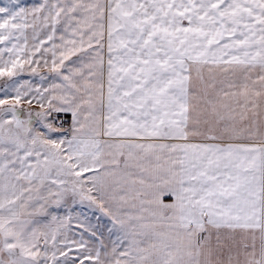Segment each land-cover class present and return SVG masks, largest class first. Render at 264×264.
<instances>
[{
    "label": "snow or ice",
    "instance_id": "snow-or-ice-1",
    "mask_svg": "<svg viewBox=\"0 0 264 264\" xmlns=\"http://www.w3.org/2000/svg\"><path fill=\"white\" fill-rule=\"evenodd\" d=\"M0 264H264V0H0Z\"/></svg>",
    "mask_w": 264,
    "mask_h": 264
},
{
    "label": "rangeland",
    "instance_id": "rangeland-1",
    "mask_svg": "<svg viewBox=\"0 0 264 264\" xmlns=\"http://www.w3.org/2000/svg\"><path fill=\"white\" fill-rule=\"evenodd\" d=\"M25 2H31V0H25ZM0 82H2V81H0Z\"/></svg>",
    "mask_w": 264,
    "mask_h": 264
}]
</instances>
